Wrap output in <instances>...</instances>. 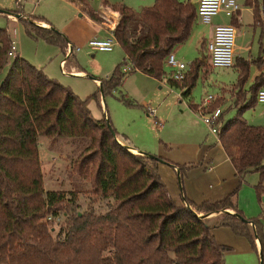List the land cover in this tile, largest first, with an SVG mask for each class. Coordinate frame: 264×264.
<instances>
[{"label":"trees","instance_id":"16d2710c","mask_svg":"<svg viewBox=\"0 0 264 264\" xmlns=\"http://www.w3.org/2000/svg\"><path fill=\"white\" fill-rule=\"evenodd\" d=\"M76 1L91 20L102 21L85 0ZM111 9L119 15L114 33L125 58L101 80V93L121 85L125 65L162 79L167 55L191 33L195 5L189 0H155L140 11L122 3ZM253 12L255 24L264 31V0ZM19 22L29 36L66 53L61 32L23 18ZM231 24L239 26L236 15ZM11 46L9 31L0 28V72ZM251 62L234 60L235 113L226 120L221 113L218 136L240 178L250 171L258 173L254 190L260 201L264 125L249 124L244 112L257 104L264 69L244 89ZM254 62L263 67L261 59ZM201 66L199 59L192 60L183 81L171 79L170 85L190 94ZM87 100L19 55L9 63L0 80V264H225L228 247L215 240L211 233L215 226L245 237L259 254V264H264L262 223L259 217L242 213L236 191L200 204L172 198L158 172L159 158L135 152L126 138L120 142L109 119L92 116ZM220 103L216 99L210 109ZM40 138L80 145L70 170L86 187L76 185L67 194L45 190ZM215 212L221 213L208 223L204 216Z\"/></svg>","mask_w":264,"mask_h":264},{"label":"crops","instance_id":"0c3cea01","mask_svg":"<svg viewBox=\"0 0 264 264\" xmlns=\"http://www.w3.org/2000/svg\"><path fill=\"white\" fill-rule=\"evenodd\" d=\"M189 1H191L196 7L197 0ZM67 3H69L75 9L80 10L77 4L68 1ZM243 4L252 14L253 34H255L257 29L259 30V49H263V51H261L260 53L262 56V54L264 53V31L262 26L255 24L253 12L254 5L258 4V6L260 7L262 5V0H251V4H247L246 0H243ZM105 6L111 8L109 5ZM101 7L97 11L103 8ZM0 8H4L5 10L7 9V6L0 3ZM22 8L23 7L21 6V3L19 2L18 10L16 9L18 14L26 16L31 15V17L33 16L32 18L34 20L38 21L37 25L42 27L54 28V26L50 24V21L44 16L26 14L24 13V11H22ZM80 12V16L85 15L82 10H80ZM113 12L118 15L116 11ZM234 15L237 16V22L239 25L237 28H234L238 30L239 28H241V10L239 9V11L233 14V16ZM87 18L89 21L96 25V21L91 20L88 16ZM231 20L232 16H227L224 13H219L212 18L210 24H204L199 20L202 24L201 27L198 26L194 21L190 35L184 41L187 42V40H189V38H191L192 36H194L196 40L198 37L200 48H197V50H199V53L201 54L199 55V57H196L194 59H199L202 62V66L200 67V70L196 76L194 86L191 88L190 94L184 95V98L188 101L187 103L190 106H194L199 102L197 97H194L193 95L196 84H202L203 87L205 86V84H207L208 86H213L215 89H217L216 93L207 92L200 94L199 97L203 98L208 94L214 93L212 95H214L215 100L219 99L221 102L218 107L221 108L223 119L225 112L230 108H233V96V100L230 101L226 109L223 107V105L228 101V98H225L226 91L228 90V88H230V86H232L233 88L237 81L238 68L235 65H232L229 68H218L211 66L208 54L205 50V44L212 37L214 25L220 23L231 24ZM12 23L15 24L16 22L12 21ZM63 29L64 30H62L61 34L67 42V48L66 53H63L64 58L61 59L60 65L62 61H64V64H66V60L74 55L73 41L76 40L75 31L70 30V28L67 27H64ZM99 29L100 28L98 25H96V28L89 27V33H84L80 41H87V37H89V41L92 37L98 34ZM184 42L177 44L176 49L179 48V46L185 44ZM118 46L120 45L118 44ZM246 49L251 51V46H247ZM76 50H79V48L77 47ZM171 52L174 53L173 50ZM236 52L237 50L235 46L234 60L236 57H240L244 60H248L250 62L252 61L250 64V68L252 64H255L257 67H259V73L262 71V68L256 62H254L256 61V59H252L255 57L252 56L250 52L247 57L241 56ZM18 55L20 56L19 53ZM124 58L125 55L123 53L122 59L120 60L119 58H116L113 61L112 67H115ZM216 69L223 70V72L221 73V75L217 74V76H215L214 79L211 80L210 73ZM229 69L235 70L236 76L232 75L228 77L229 73H226L225 71H228ZM136 72L142 73L139 71ZM78 73H80V71H78ZM128 73H126L125 76ZM142 74L147 76L148 78H151L152 80H154V82L157 83L166 84L165 81L167 82V79L165 77L158 80L144 73ZM125 76L122 80L121 85H123ZM100 82L101 80L98 81L99 85ZM159 88L161 87L159 86ZM244 89H248L246 87V83L244 85ZM154 90L157 92L156 97H154V99L151 101L153 102L155 100L154 106L150 101H148L143 104L142 108L145 109L147 113H149V111L151 110L154 113V118L157 119L158 123L161 122L162 124H157L158 127L155 126L152 119L147 115H145V117L144 114L142 115L140 113V111L136 117H127L119 124L111 122L109 120L112 127L116 131L118 140L124 143L123 138H126L125 143L129 144V147L135 152L157 156L159 158L158 172L164 184L166 185L168 194L172 198L183 199L187 203L200 204L203 201L215 202L222 200L229 194L236 191V199L239 209L248 218L259 217L264 232V195H262L261 200L258 201L254 190V187L259 180L258 173L250 171L242 178H240L220 142L218 143L214 137H211L209 133H207L200 119L194 116L186 106H184L183 104H178V102H181L178 100V98L176 99V96H174V98H172L173 96L170 97L171 95L169 94L173 95L170 90L168 92L166 91V93L164 92L162 95L158 92L157 88H154ZM181 90L183 92L185 88H181ZM257 104L261 103L257 102ZM261 105L262 109H260V111L256 114L251 115L252 125H264V104ZM245 119L248 122L246 117ZM220 213L221 212L211 213L204 216V218L208 223H212L214 219L220 215ZM211 233L219 244L228 247V250L225 252L226 264L227 254L235 255L238 264H259V254L257 253V251L251 249L249 242L245 237L236 235L228 227L223 226L213 227L211 229Z\"/></svg>","mask_w":264,"mask_h":264},{"label":"rangeland","instance_id":"374dc122","mask_svg":"<svg viewBox=\"0 0 264 264\" xmlns=\"http://www.w3.org/2000/svg\"><path fill=\"white\" fill-rule=\"evenodd\" d=\"M67 1L77 4L81 10V6L76 0H0V3L7 6V9H5L7 11H16V9L18 10V3L20 2L21 6L23 7L22 11H24V13L32 15L35 14L36 16H44L50 21V24L54 26L55 30L62 32V30H64L63 28L67 27L70 28V30L76 32V40L73 41L74 55L66 60L67 63H63L62 66L60 65V61L64 58V55L59 47L50 44L41 38H33L29 36L26 33L24 25L19 22L20 19L23 18L37 25L38 21L34 20L32 18L33 16L31 17V15L26 16L14 13L7 17L5 14H0V28H6L9 31L12 40L15 41L16 51L21 57L25 58L36 67L42 68L48 77L53 78L63 86L69 88L81 100L88 99L86 105L95 119L109 118L111 122L119 124L127 117H136L140 111L142 115L144 114V116L147 115L149 118H151L155 126L158 127L157 124L161 125L162 123H158L157 119L154 118V113L153 115L147 113L146 110L142 108V106L145 102H151L154 97H156L157 92L154 90V88H157L161 95L164 92L166 93V91L168 92L170 87L175 91L181 90V88L175 85H170L169 83V80L172 79L171 73L173 69L164 63V77L167 79V82L165 81L166 84L154 82V80L148 78L142 73L130 72L125 76L123 85H120L110 93L103 95L101 93L98 81L104 80L110 76L112 70L114 69V67H112L113 61L116 58L121 60L123 57V51L121 50L120 46H118V44H116L113 50L110 52L96 51L89 47V37H87V41H80L84 33H89L88 28H96V25L88 20L86 14L80 16V10L75 9L73 6L67 3ZM85 1L99 15H102L101 10H103L102 7L105 5H109L111 7L112 5L122 3L131 7L133 10L140 11L143 7L151 6L155 0ZM237 3L241 10V28L236 30L235 34L236 53L247 57L250 52V54L255 57L252 59H261V62L263 63V67L261 68L263 70L264 53L262 54V57L260 53L263 51V49H259V30L257 29L255 34H253L251 12L243 4V0H237ZM100 7L102 9L97 11ZM105 12L107 14L106 16L112 17L110 13L107 11ZM100 17L102 21H107L106 17ZM12 21L16 23L14 24ZM199 22L200 21L196 19L195 23L201 27L202 24ZM103 33L104 31L99 29L98 34L92 38H103L105 35ZM192 37L189 38L187 42H184L185 44L179 46V48L176 49V46L173 48L174 56L178 60L184 62L188 67L190 62L194 60V58L199 57L201 54L199 53V50H197V48H200L198 37L197 40L194 38V36ZM249 45L251 46V51L246 49V47ZM77 47L79 50H76ZM11 60L12 57H9L8 62L0 72V80L6 75ZM78 71H80V73H78ZM259 71V67H257L255 64L251 65L250 75L246 81L247 88L253 82L255 75H257ZM222 72L223 70L219 69L212 71L210 73V79L213 80L217 74L221 75ZM225 72L229 73L228 77L232 75L236 76V71L233 69H229ZM159 86L161 88H159ZM205 86L203 87L202 84H196L194 88L193 95L194 97H197L199 101L198 103H200V99H202L199 97L200 94L207 92H217V89H215L213 86H208L207 84H205ZM231 88L232 86H230V88H228L225 93V98H228V101L223 105L225 109L228 107L230 101L233 100L232 93L234 87L232 88V91ZM169 95H171L170 97L173 96L172 98L176 96L175 93H173V95ZM185 102L188 101L185 99ZM151 104L154 106L155 100L151 102ZM178 104L183 103L178 102ZM183 105L189 109L186 104ZM260 109H262V105L257 104L253 108L245 111L244 115L250 124H252L251 115L259 112ZM234 113L235 109L230 108L225 112L224 120L233 117ZM206 131L209 133L207 129ZM209 135L214 137L210 133ZM40 139V162L44 172L45 190H61L67 194L71 190H76V185L86 187L87 183L78 180L76 175L70 170L71 161L74 160L77 152L80 149V145L73 143L71 140L66 141L64 139H60L56 142H51L47 138ZM227 264H238L235 255L227 254Z\"/></svg>","mask_w":264,"mask_h":264},{"label":"built area","instance_id":"2783aa9c","mask_svg":"<svg viewBox=\"0 0 264 264\" xmlns=\"http://www.w3.org/2000/svg\"><path fill=\"white\" fill-rule=\"evenodd\" d=\"M40 1V0H37ZM240 9L237 0H197L196 3V17L204 24H210L212 18L219 14L224 13L227 16H232ZM100 16L106 17L107 21L96 22L105 33L103 38H92L88 41V45L92 50L97 51H111L118 41L116 39L114 29L119 20V16L113 12V10L107 6L103 7ZM110 13L112 17L106 16V12ZM10 14L7 15L9 17ZM235 34L236 29L231 24L220 23L214 25L213 34L211 39L205 44V50L208 54L209 62L211 66L218 68H229L234 63V51H235ZM18 53L15 47V41L12 40V46L8 52L9 57H15ZM68 56V54H67ZM66 56V57H67ZM64 61H62L61 66ZM165 63L173 69L172 80L176 82H182L189 67L182 61L178 60L172 52H170ZM122 71L126 74L132 71L130 65H125L122 67ZM170 91L175 93L178 100L186 104L190 111L204 124L208 132L215 137L219 143V127L221 121L219 119L222 111L220 107L211 108L213 101L215 100L214 95L208 94L201 99L200 103L194 106H190L185 102L183 92L181 90L175 91L170 87ZM258 103L264 104V87L261 88L256 96ZM149 114L153 115L150 110ZM48 219H52L48 216Z\"/></svg>","mask_w":264,"mask_h":264},{"label":"water","instance_id":"95a60500","mask_svg":"<svg viewBox=\"0 0 264 264\" xmlns=\"http://www.w3.org/2000/svg\"><path fill=\"white\" fill-rule=\"evenodd\" d=\"M6 13H7L6 10L0 8V14H6Z\"/></svg>","mask_w":264,"mask_h":264}]
</instances>
